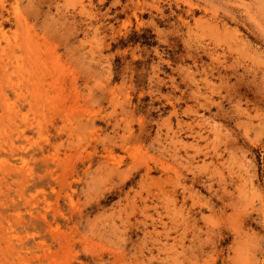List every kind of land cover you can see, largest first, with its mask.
Masks as SVG:
<instances>
[{"label": "rangeland", "instance_id": "1", "mask_svg": "<svg viewBox=\"0 0 264 264\" xmlns=\"http://www.w3.org/2000/svg\"><path fill=\"white\" fill-rule=\"evenodd\" d=\"M0 264H264V0H0Z\"/></svg>", "mask_w": 264, "mask_h": 264}]
</instances>
